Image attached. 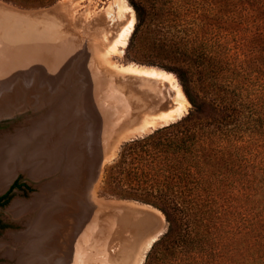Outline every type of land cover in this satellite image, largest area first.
Returning a JSON list of instances; mask_svg holds the SVG:
<instances>
[{"label":"rangeland","instance_id":"obj_1","mask_svg":"<svg viewBox=\"0 0 264 264\" xmlns=\"http://www.w3.org/2000/svg\"><path fill=\"white\" fill-rule=\"evenodd\" d=\"M132 1L145 3V0H0L3 10H0V37L6 39L3 43L0 40V112L4 113L0 114V141L30 129L38 116L60 108L63 102L67 110L79 103L84 110L83 114L73 116L75 121L58 169L56 165L53 171L38 177L26 169L18 170L6 188L0 190L1 197L15 181L24 187L16 188L4 206H0V264L21 263L22 248L32 237L37 239V235H29V232L37 225L36 219L47 204L54 205L57 216L54 225L50 224L41 234L51 232L50 241L56 240L58 245L54 243V248H50L51 254L36 257L42 264H58V261L63 264H136L145 244L151 239L156 242L167 231L166 218L158 208L147 204L159 211L152 215L116 206L123 204H108L131 200L110 197L103 191L106 169L118 159L125 144L139 138L121 144L117 156L102 164L115 141L136 120L147 113L169 109L175 99L167 84L131 76L119 67L135 64L171 73L187 97L177 74L161 66L170 60L169 55L152 48L140 33L133 41L130 37L122 55L104 57L122 32L128 19L125 15L134 16L135 29L137 11ZM124 5L130 13L123 14ZM9 8L29 15H13L14 11ZM7 26L19 27L22 31ZM191 107L189 102L183 116ZM89 124L93 130L88 128ZM66 174L71 182L67 186L64 185ZM55 181L60 183V188L55 189L59 200L36 201L43 196H54L46 187ZM27 233L32 237L25 239ZM61 238L66 240L61 241ZM152 246L141 264L146 263ZM25 252L27 263L34 253Z\"/></svg>","mask_w":264,"mask_h":264},{"label":"trees","instance_id":"obj_2","mask_svg":"<svg viewBox=\"0 0 264 264\" xmlns=\"http://www.w3.org/2000/svg\"><path fill=\"white\" fill-rule=\"evenodd\" d=\"M132 4L131 40L169 55L192 107L125 144L104 193L164 214L145 264H264V0Z\"/></svg>","mask_w":264,"mask_h":264},{"label":"bare ground","instance_id":"obj_3","mask_svg":"<svg viewBox=\"0 0 264 264\" xmlns=\"http://www.w3.org/2000/svg\"><path fill=\"white\" fill-rule=\"evenodd\" d=\"M1 7L2 6H0V8ZM5 7H7V6H5ZM9 10L10 11L12 10L11 12L14 11L13 15L19 14V13L21 15H23V14L29 15V14H26V13H22V12L13 10L11 8H9ZM121 10H123V14H126L127 12L130 13V11H129L130 9L128 8L127 5H124L121 8ZM124 10H126V12ZM1 11H3V10H1ZM125 16L128 17V19L126 21V24H125L122 32L118 35V37L114 40V42L109 47L108 52H107L108 54L106 56H104L105 58H109L111 54L112 55L113 54L122 55L124 53V49L128 45L129 39H130V37H131V35H132L133 31H134L135 18L132 15H125ZM26 18H27V16H26ZM1 27H0V29H1ZM7 28L8 29H15V31H17V32L18 31L19 32L22 31V30L18 29L19 27L18 28L17 27L10 28V27L7 26ZM27 31H28V29H27ZM0 40L3 43V41H5L6 39H5L4 36H2V38L0 37ZM8 40H9V38H8ZM4 51L8 52L7 49H3V52ZM61 54H63V53H61ZM109 61L111 63L110 65L113 68H115L116 65L112 64L111 60H109ZM119 69L124 71V72L129 73L131 76H135V77L143 78V79H149V80L156 81V82H159V83L165 84V85L167 84L168 86H170V89H171L172 93L174 94L175 99L172 101V104L170 105L169 109H167L165 111H161L159 113L158 112L150 113V114L147 113L144 118H142L141 120H138V122L136 120L135 121L136 123L133 124L130 127V129L128 128L127 131L123 132L120 135V137L113 144L112 149L110 150L109 154L106 155V157L102 161V164H104V165L111 159V157L114 158V157L117 156V154L119 152V147L121 146V144H123L124 142L130 141L132 139L142 137L143 135H148L151 132H153V130H156V129L160 128V127L166 126L168 123L180 119L185 114L186 105H189V102H188L187 98L185 97L182 89L177 84V82L175 81V78L172 76L171 73H168V72H165L164 70L156 69V68H153V67H146V66L135 65V64L123 65V66L119 67ZM51 103H52V101H51ZM37 104H36V106H37ZM42 104H40V106ZM63 104H64V102H63ZM63 104H61L60 108L57 107V108L52 109L51 111H49L47 115H43L42 114L41 116H38V118L34 120V122L32 124V127L30 129H28V130L26 129V130H23V131L19 132V134L16 135L15 137H8V138L6 137V138H3L0 141V190H3L4 188H6L8 183L15 177V175H16L18 170H25L26 169L29 174L32 173L33 176L38 177L39 175L43 174L44 172L48 173L49 171L50 172L53 171V169H54V167L56 165H57V169H58V166L60 164V160H61V157H62L61 156L62 155L61 154L62 150H63V148H65L64 145H65V143L67 141V138L69 136V132L71 131V128H72L73 123L75 121V117H73V116H75V114H79V115H80V113L83 114V111H84L83 107H82L83 106L82 103L81 104L80 103L76 104L75 108H74V106H72L73 108L70 107L71 109H69V110H67V108H64ZM84 104H86V103H84ZM87 106H86V108H87ZM86 108H85V111H86ZM2 113L0 112V114H2ZM92 113L93 112H91L90 114L92 115ZM68 114H69V117H66V115L68 116ZM88 116H90V115H88ZM89 118H91V117H89ZM92 121H93V118H92ZM91 122H90V124H91ZM95 122H97V121H95ZM90 124H89L88 128L90 127ZM124 124L122 123V125H124ZM126 126H128V125H126ZM126 126H124V127H126ZM120 127H119V129H120ZM114 129H115V127H114ZM90 131L91 130L89 129L88 133ZM90 135H88V137ZM89 138L92 139V136H90ZM84 143H86V142H84ZM88 145H90V144H88ZM91 145H93V144H91ZM86 147H87V145H86ZM71 152L72 151L70 149L69 153H71ZM77 162H78V160H77ZM64 171L65 170H63V172ZM65 172H67V171H65ZM66 176H67V174H66ZM68 178L69 177L67 176L66 179L64 180V185H66V186H67L68 182L71 183L70 180H68ZM55 182L50 183L46 187V189H47L46 191L53 192L54 196H52V197L48 196L49 198H46L47 196H43L44 199H43V197L42 198L40 197L36 201H42V202H44V201H54L55 198H57V200H59L58 195L56 193L57 191H55V189H59L60 188V183L59 182L55 183ZM60 193H61V191L59 192V194ZM60 198H62V197L60 196ZM105 204H107V202H105ZM108 204H123V205H116V206L125 207V208H128L130 210H135V211H142V212H145V213H148V214H152V215H155L154 214V213H156L155 211L159 212L158 210H156L155 208H153L151 206H148V205H145V204L141 205V204H138V203H136L134 201H129L127 203L111 201ZM33 205H31V207ZM47 206H49V205L47 204ZM47 206H46V208L42 207L44 209L43 210L41 209L42 211H40V214L38 215L39 218L37 216L38 219H36L37 225H35V227L33 225L32 229L30 228L31 231L29 230L30 231L29 235H31V234H34L35 236L37 235V239L36 238L33 239L32 236H28V233L25 235V237L23 236L25 239H27L26 236H28V239H29V237H32L29 240V243H27L29 245L26 244V246L24 245L25 248L23 247L24 249L22 247L21 248H22V250L24 252L25 251L26 252L30 251L31 254L34 253V257L32 258V260L30 259L31 261L26 263L24 261V253L22 251V255H20L21 257H19V258H21V260H20L21 263L20 264H42V261H40L39 259H36V257H39L40 255L43 256V253L44 254H47V253L51 254L50 253L51 252L50 248L53 249L54 246H55L54 243H55L56 240L53 241V242L50 241V237L49 236H51V232H49V233L47 232V234H41L44 231L46 232V230H47V228H49L50 224L55 223L54 219L57 216V210L53 208L54 205L53 206H49L50 208H48ZM24 208L25 207L22 208L23 211L25 209L27 210L28 206L25 209ZM15 212H16V210H15ZM19 212H21V211H19ZM37 212H39V211H37ZM16 213H18V212H16ZM70 233L71 232H69L68 234H70ZM68 234H67V236H69ZM63 235L64 234H62L61 236L63 237ZM60 237L57 236V238H60ZM61 239H62L61 241H64L63 239H65V238H61ZM21 241H23V240L21 239ZM26 241H28V240H26ZM153 243H154V239H151L145 244L140 256H138L136 264H141L142 263L145 254L149 251V249L151 248ZM55 244H57V243H55ZM18 254H20V253H18ZM57 263L61 264L62 262L58 261Z\"/></svg>","mask_w":264,"mask_h":264},{"label":"flooded vegetation","instance_id":"obj_4","mask_svg":"<svg viewBox=\"0 0 264 264\" xmlns=\"http://www.w3.org/2000/svg\"><path fill=\"white\" fill-rule=\"evenodd\" d=\"M17 182V181H15ZM15 182L12 184V186L10 187V189L7 191V193H5L4 195H2L0 197V206H4L5 202L8 201L11 193L16 189V188H22L23 186H20V183L18 182V186L17 187H13V185L15 184ZM24 188V187H23ZM1 225V223H0Z\"/></svg>","mask_w":264,"mask_h":264},{"label":"water","instance_id":"obj_5","mask_svg":"<svg viewBox=\"0 0 264 264\" xmlns=\"http://www.w3.org/2000/svg\"><path fill=\"white\" fill-rule=\"evenodd\" d=\"M101 161H102V159H101ZM145 205H147V204H145Z\"/></svg>","mask_w":264,"mask_h":264}]
</instances>
